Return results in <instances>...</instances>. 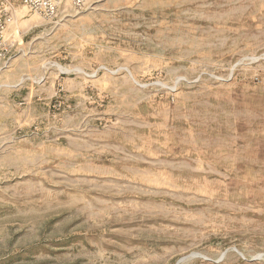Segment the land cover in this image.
Returning <instances> with one entry per match:
<instances>
[{
	"label": "rangeland",
	"instance_id": "rangeland-1",
	"mask_svg": "<svg viewBox=\"0 0 264 264\" xmlns=\"http://www.w3.org/2000/svg\"><path fill=\"white\" fill-rule=\"evenodd\" d=\"M15 8L0 264H264V0Z\"/></svg>",
	"mask_w": 264,
	"mask_h": 264
},
{
	"label": "built area",
	"instance_id": "built-area-1",
	"mask_svg": "<svg viewBox=\"0 0 264 264\" xmlns=\"http://www.w3.org/2000/svg\"><path fill=\"white\" fill-rule=\"evenodd\" d=\"M70 7L82 10L88 0H66ZM62 0H0V63L6 58L7 31L16 13V5H22L45 19H53L60 12Z\"/></svg>",
	"mask_w": 264,
	"mask_h": 264
}]
</instances>
